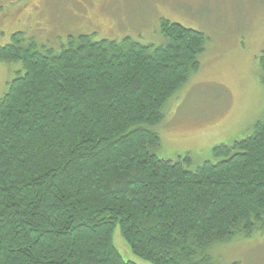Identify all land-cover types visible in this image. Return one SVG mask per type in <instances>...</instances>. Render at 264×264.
Segmentation results:
<instances>
[{
  "label": "trees",
  "instance_id": "16d2710c",
  "mask_svg": "<svg viewBox=\"0 0 264 264\" xmlns=\"http://www.w3.org/2000/svg\"><path fill=\"white\" fill-rule=\"evenodd\" d=\"M165 43L24 33L0 100V264H215L213 248L264 229V123L195 170L160 159L167 102L200 68L204 33L163 22ZM262 83H264V59Z\"/></svg>",
  "mask_w": 264,
  "mask_h": 264
},
{
  "label": "rangeland",
  "instance_id": "374dc122",
  "mask_svg": "<svg viewBox=\"0 0 264 264\" xmlns=\"http://www.w3.org/2000/svg\"><path fill=\"white\" fill-rule=\"evenodd\" d=\"M164 21L207 37L199 70L167 102L155 128L154 153L170 161L189 157L185 167L195 170L219 160L216 147L248 138L264 123V0H0V49L17 33L58 52L69 34L158 47ZM21 71V62H0V100ZM113 239L126 261L152 264L131 251L119 227ZM212 256L215 264H264V229L216 245Z\"/></svg>",
  "mask_w": 264,
  "mask_h": 264
},
{
  "label": "flooded vegetation",
  "instance_id": "af4514ba",
  "mask_svg": "<svg viewBox=\"0 0 264 264\" xmlns=\"http://www.w3.org/2000/svg\"><path fill=\"white\" fill-rule=\"evenodd\" d=\"M71 33H72V32H71ZM68 36H69V37H70V36H75V34H69Z\"/></svg>",
  "mask_w": 264,
  "mask_h": 264
}]
</instances>
